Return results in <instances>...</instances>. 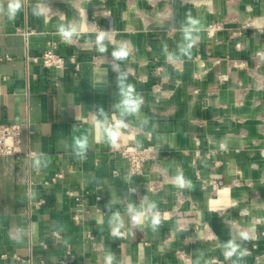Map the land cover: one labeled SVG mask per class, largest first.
<instances>
[{
	"label": "crops",
	"instance_id": "1",
	"mask_svg": "<svg viewBox=\"0 0 264 264\" xmlns=\"http://www.w3.org/2000/svg\"><path fill=\"white\" fill-rule=\"evenodd\" d=\"M10 2L0 0V123L20 125L21 145L0 156V264H104L109 252L114 264H195L198 251L201 264H232L222 244L242 231L251 238L237 264H264V0H20L14 20ZM41 3L51 12L36 16ZM82 9L87 25L61 41L58 26L82 23ZM188 15L201 21L200 40L191 59L170 63L163 46L177 52ZM52 47L77 54L81 72L32 62ZM120 50L128 55L115 60ZM113 64L144 100L116 145L94 115L103 107L118 118ZM82 135L83 161L72 149ZM219 143L226 151L207 159ZM132 144L158 152L145 176H131L116 152ZM41 152L48 166L36 169L31 154ZM178 170L192 189L175 186ZM209 174L216 182L205 185ZM145 195L161 214L158 231L126 215ZM116 210L134 236L111 235Z\"/></svg>",
	"mask_w": 264,
	"mask_h": 264
},
{
	"label": "clouds",
	"instance_id": "2",
	"mask_svg": "<svg viewBox=\"0 0 264 264\" xmlns=\"http://www.w3.org/2000/svg\"><path fill=\"white\" fill-rule=\"evenodd\" d=\"M21 4L20 0H11L8 5V19L14 20L15 16L20 9ZM51 12V8L44 3L38 4L36 8L33 9V14L36 16L47 15ZM82 13V23L69 22L67 24H60L58 26V34L61 39L65 42H71L73 38H78L81 32V28L86 23V14L85 9L81 10ZM171 15V14H170ZM183 36V42L178 44L177 52H170L167 45L163 46V51L166 56V60L170 63H178L181 61V58L187 56L191 59V50L200 40L199 33L202 31L201 21L197 18L188 15L186 21L181 25L180 28ZM104 39V32L101 30L98 40L102 41ZM101 51H106V48L101 47ZM128 55L127 50L114 51L113 57L115 60H123ZM113 70L117 72L116 84L118 95L120 97L119 101L113 105V107L118 112V118L115 119L113 123L109 119L108 112H106L103 107L97 108L94 112V115L97 117V123L102 126L106 132L107 141L112 145H116L118 137L122 135V130L129 127L127 118L130 116L138 115L140 109L144 103L143 97L135 91V88L132 84L128 83L129 73L126 70L120 68L119 64L112 65ZM148 120L144 119L142 125H147ZM89 148V141L86 135L74 136L72 149L73 153L79 160L83 161L86 159V153ZM220 148L226 150V145L224 143L220 144ZM33 166L36 169L41 167H47L48 161L44 153H33L31 154ZM175 186L181 189L188 188L192 189L193 184L190 179H187L182 171H177L176 176L174 177ZM131 193L137 191L136 188L129 189ZM111 201L109 202V204ZM109 204L107 205L108 210ZM227 207H233V205H228ZM126 215L129 217V221L132 225L137 227H143L147 225L152 229V231H158L159 226L162 223V217L158 210L157 204L154 201H150L145 195L140 200V205L137 207L134 204H129L126 210ZM98 225L103 224V219L97 221ZM109 227L111 229V235L114 238H121L125 235L134 236V233L130 231H122L125 229V220L123 215L119 210L112 211L111 216L108 221ZM21 230L17 229V235L14 237L16 242H19ZM231 238L222 244L223 256L225 261H231L232 264H237L238 261L242 260L243 257L247 255V249L242 248L241 244L244 241L249 240L250 234L248 232H239L237 235L229 233ZM239 239L240 243L237 242ZM233 257L236 259L233 260ZM202 256L197 254V259L195 264H201ZM116 257L113 253L109 252L104 257V264H114ZM205 264H214L212 261H205Z\"/></svg>",
	"mask_w": 264,
	"mask_h": 264
},
{
	"label": "built area",
	"instance_id": "3",
	"mask_svg": "<svg viewBox=\"0 0 264 264\" xmlns=\"http://www.w3.org/2000/svg\"><path fill=\"white\" fill-rule=\"evenodd\" d=\"M61 41H63L61 39ZM65 42V41H63ZM32 62L36 64H41L45 69H55L60 70L69 66L72 72L79 73L81 72L83 62L81 58L76 55H70L63 57L58 55L55 52V47L45 50L40 56L32 57ZM156 72L159 73L162 71L161 66L156 67ZM115 123V122H113ZM220 144L216 148L209 149L205 153L207 159H212L226 151L220 148ZM21 145V127L16 123H0V156H12L20 153ZM116 152L125 160L128 172L131 176L142 177L147 173L146 164L153 160L157 156V150L152 146H147L144 148L137 147L136 145H123L120 146ZM30 154H28L29 156ZM219 162L214 161V165H217ZM57 177H60L58 175ZM216 178L214 174H209L208 180L204 181V184L215 183ZM70 196L75 197L72 193H69ZM79 205V197L74 198ZM248 253V252H247Z\"/></svg>",
	"mask_w": 264,
	"mask_h": 264
}]
</instances>
